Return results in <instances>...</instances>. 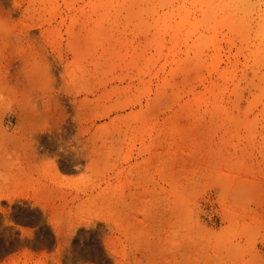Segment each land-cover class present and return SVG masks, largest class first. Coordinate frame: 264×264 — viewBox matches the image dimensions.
Masks as SVG:
<instances>
[{
	"label": "rangeland",
	"instance_id": "rangeland-1",
	"mask_svg": "<svg viewBox=\"0 0 264 264\" xmlns=\"http://www.w3.org/2000/svg\"><path fill=\"white\" fill-rule=\"evenodd\" d=\"M0 12V264H264V0Z\"/></svg>",
	"mask_w": 264,
	"mask_h": 264
},
{
	"label": "bare ground",
	"instance_id": "bare-ground-1",
	"mask_svg": "<svg viewBox=\"0 0 264 264\" xmlns=\"http://www.w3.org/2000/svg\"><path fill=\"white\" fill-rule=\"evenodd\" d=\"M1 13V12H0ZM4 14V13H3ZM2 16V15H1ZM19 82V81H18ZM6 87V86H5ZM2 93V92H1ZM24 94V93H23ZM31 97V96H30ZM30 99V98H29ZM28 100V99H27ZM46 100V99H45ZM27 103H29V102H27ZM36 113V112H35ZM34 113V114H35ZM60 113V112H59ZM65 113V112H64ZM61 114V113H60ZM35 115H37V114H35ZM61 115H63V114H61ZM42 118V117H41ZM40 118V119H41ZM58 118H62V117H58ZM47 119V118H46ZM42 120V119H41ZM61 121V120H60ZM36 122V121H35ZM40 123V122H39ZM42 123V122H41ZM47 123V122H46ZM44 124V123H43ZM50 124H52V123H49L48 125H50ZM59 125V124H58ZM41 126H42V124L39 126L40 128H41ZM44 126L45 125H43V128H44ZM46 127H47V125H46ZM42 128V129H43ZM53 130V129H52ZM40 133V132H39ZM29 142V141H28ZM40 152V151H39ZM49 152V151H48ZM38 153V152H37ZM77 153H78V151H77ZM80 153V152H79ZM42 154V153H41ZM46 154V153H45ZM48 154V153H47ZM32 156V158L33 157H35V156H37L36 155V153H35V151L33 150V152H31V155H30V157ZM41 157V156H40ZM57 157V156H56ZM57 160V159H56ZM56 160L55 159H53L52 161H51V163H52V165H53V167H54V169L56 170V173L57 174H59L60 172H59V170H58V163L56 162ZM62 160V159H61ZM60 162H62V161H60ZM63 163V162H62ZM51 165V164H50ZM62 165V164H61ZM38 166V165H37ZM60 167V166H59ZM18 169H19V167H18ZM23 173V172H22ZM4 196H7V194L5 193V194H2V195H0V197H4ZM9 199H11V197L8 195L7 196ZM140 236V235H139ZM139 240V239H138Z\"/></svg>",
	"mask_w": 264,
	"mask_h": 264
},
{
	"label": "clouds",
	"instance_id": "clouds-1",
	"mask_svg": "<svg viewBox=\"0 0 264 264\" xmlns=\"http://www.w3.org/2000/svg\"><path fill=\"white\" fill-rule=\"evenodd\" d=\"M0 100H3V97L2 96H0ZM9 110H11V109H9Z\"/></svg>",
	"mask_w": 264,
	"mask_h": 264
}]
</instances>
